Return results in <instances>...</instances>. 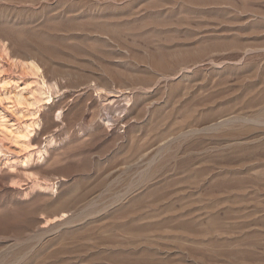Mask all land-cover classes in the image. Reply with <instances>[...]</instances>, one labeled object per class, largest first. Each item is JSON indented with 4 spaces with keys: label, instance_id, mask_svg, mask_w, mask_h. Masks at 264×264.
Here are the masks:
<instances>
[{
    "label": "rangeland",
    "instance_id": "obj_1",
    "mask_svg": "<svg viewBox=\"0 0 264 264\" xmlns=\"http://www.w3.org/2000/svg\"><path fill=\"white\" fill-rule=\"evenodd\" d=\"M0 43L5 125L21 62L59 85L43 154L0 134V264H264V0H0Z\"/></svg>",
    "mask_w": 264,
    "mask_h": 264
},
{
    "label": "bare ground",
    "instance_id": "obj_2",
    "mask_svg": "<svg viewBox=\"0 0 264 264\" xmlns=\"http://www.w3.org/2000/svg\"><path fill=\"white\" fill-rule=\"evenodd\" d=\"M0 48H4L6 50L7 47L5 48V45L0 43ZM5 55H6V53H5ZM14 61H15V59H14ZM16 61H17V59H16ZM13 64H14V62H13ZM20 64L22 66H24L25 69L29 70L30 73H32L34 75V77L36 76L37 78H39V80L34 82L35 83L34 86H33V83H28V84H25L23 87H20L21 89H19L20 91L16 94L15 100L13 101L11 99L13 101V104L17 103V106L18 105L22 106L20 108L21 112H23L25 109L28 110V112H29L28 114L29 115L27 117H25V115H22V118L26 119V123H24V124L22 123L21 125H18L16 121L20 120L19 117H20L21 114L18 117L17 113H13V114H15V116H17V120L14 121V124H12V125H10V127H8L7 125L4 124V121H5L4 116L3 117L0 116V134L1 135H2V133H7V135L9 134L11 138H8V139H12V141H15V143L16 144L18 143L19 145H20L19 142H21L23 144L22 146L24 147V149H26L28 151H29V149L31 150V148H32L33 150L29 151V155L32 156V153H34L33 151L36 150V148L33 147L32 143H31L32 137H33V132H34L35 127L37 125L39 127V124H38V122L36 120L37 116H38L37 114L40 112V108L41 107H44L46 105H50V104L53 103V101H52L53 90L54 89H56V90L59 89V85L54 84V83H53V85H49L47 83V81L44 80V78H43L44 76L41 75V68L39 67V65L36 62H34V60L30 61V62H27V63H22L21 62ZM18 66H19V64H18ZM24 67H22V68H24ZM104 90L105 89L100 90V92L104 91ZM104 92L107 93V94L110 93L108 91H104ZM102 93L103 92H101L100 94H102ZM25 94H27L28 97H26ZM114 96H117V95H114ZM124 100L127 103L126 105H128V102H129L128 97H125ZM30 108L36 109V112H30ZM61 116H62V112L60 111L56 115V118L60 119ZM52 140H51V142H53ZM23 147H21V148H23ZM43 149H41V151H43ZM38 151H39V149H38ZM41 151H39V153ZM1 152L2 151L0 150V154H1ZM35 184L38 187H40V188L44 187V186L42 187V185H41V183H40V181L38 179H35ZM55 185L56 184H52L50 187H47L45 189H48V190L50 189L51 191H55L56 190L55 189L56 188ZM47 222H49V220Z\"/></svg>",
    "mask_w": 264,
    "mask_h": 264
}]
</instances>
